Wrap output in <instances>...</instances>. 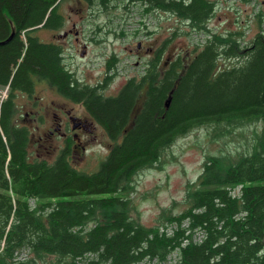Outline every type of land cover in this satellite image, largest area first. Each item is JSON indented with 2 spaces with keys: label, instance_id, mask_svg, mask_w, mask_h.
Listing matches in <instances>:
<instances>
[{
  "label": "trees",
  "instance_id": "16d2710c",
  "mask_svg": "<svg viewBox=\"0 0 264 264\" xmlns=\"http://www.w3.org/2000/svg\"><path fill=\"white\" fill-rule=\"evenodd\" d=\"M57 1L0 0V41L15 31L0 44V91L7 89L0 99V264H134L172 252L175 264H264V36L249 38L240 25L167 65L159 49L140 78L104 97L60 65L56 46L34 34L45 19L53 24ZM158 7L190 16L198 28L212 3L162 0ZM35 80L83 103L111 136L141 102L132 127L97 171L74 168L70 149L52 162L31 160L29 131L15 123V99L18 92L31 95ZM256 121L262 131L254 151L226 168L209 158L187 208L165 218L176 225L172 234L161 232L163 223L145 226L130 216L131 170L156 164L177 135L202 124ZM239 184V197L230 194ZM195 230L203 231L202 241L183 244ZM22 249L30 256L16 261Z\"/></svg>",
  "mask_w": 264,
  "mask_h": 264
},
{
  "label": "rangeland",
  "instance_id": "374dc122",
  "mask_svg": "<svg viewBox=\"0 0 264 264\" xmlns=\"http://www.w3.org/2000/svg\"><path fill=\"white\" fill-rule=\"evenodd\" d=\"M257 3L259 9H264V2L258 0ZM251 7L250 14L256 9L258 10L255 5ZM139 10V7L133 9L131 18L125 26L123 42L120 39L117 44L121 61L115 67V73L109 77L108 84L103 87L98 86L99 88L96 86L104 96L116 95L130 78L134 76L138 78L144 71L145 63L153 57L150 52L145 50L136 51L135 45L138 39L143 40V43H148L149 41L145 42L144 40L157 38L158 44H161L169 37V31H165V27L170 25V22H166L167 14L162 12L155 15L157 24H153L151 20L146 23L148 31L151 32L156 25L153 37L144 36L145 33L138 35L136 30H140V32L145 30L144 26L138 27V19L142 18L139 15ZM226 12L228 11L221 12L222 19L219 21L223 31L239 29L240 23L245 19L244 15L248 11H243L237 16L238 25L234 21V14L232 22L228 24L227 15L224 14ZM96 21H101L100 17ZM214 21L208 23L209 26L212 27ZM258 23L256 19L250 21L251 32L250 29L247 31V37L251 38L255 34L258 30ZM34 34L41 41L47 39V36L45 39L39 28ZM195 40L197 39L181 35L173 37L169 40L168 46H164L166 52L162 56V62L165 58L169 62L178 54L186 57L190 53L193 54ZM124 45L126 48L122 50ZM130 48L132 51L129 50ZM98 51V48L90 47L84 57H80L78 51L71 52L72 62L81 63V65H66V67L74 73L80 83L95 86L104 81L103 77L106 71L104 65H82L94 61ZM101 61L102 59L97 62ZM6 94V88L2 89L0 99H3ZM15 101L17 106L15 123L26 127L29 131L28 152L31 160L38 157L52 162L60 153L61 148L65 149L68 144L71 146L68 151L69 161L74 168L87 173L98 170L101 161L107 157L113 142L96 122L93 123L96 126L93 128V133L88 130L78 131L81 142L71 137L74 134V129L70 127V124L67 131V135L70 136L68 143L65 142L67 135L63 137L54 131L52 135L48 136V128L51 129L55 124L54 113L65 117L64 110H70L75 115L92 120L83 112L78 103L69 101L51 88L47 82L39 80H35L31 95L18 92ZM261 131L262 124L258 121L242 125L220 122L197 125L177 135L161 150L159 161L156 164L131 170L129 191L126 194L130 203V216L145 226H155L161 223H163L161 227L169 226L170 223L165 218L179 214L187 208L188 195L191 190L197 187L199 177L209 158H220L221 164L225 168L235 164L242 156L254 151ZM81 144L84 149H81ZM197 238V233L192 234L193 241ZM14 256L16 261H22L29 258L30 253L26 249H22L16 251ZM175 257V253H171L164 260H152L151 262L146 260L139 264H175Z\"/></svg>",
  "mask_w": 264,
  "mask_h": 264
},
{
  "label": "flooded vegetation",
  "instance_id": "af4514ba",
  "mask_svg": "<svg viewBox=\"0 0 264 264\" xmlns=\"http://www.w3.org/2000/svg\"><path fill=\"white\" fill-rule=\"evenodd\" d=\"M158 1L162 0H58L54 5L55 18L52 20L53 24L47 25V21L45 19L43 23L39 25L41 33L43 34L45 39L46 36L48 39H46L45 41L42 40V42L46 44H53L58 48L60 53V65H81V63L72 62L70 57L71 52L78 51V53H80V57H84L90 47L98 48L99 51L95 54L94 61L84 63L82 65H104L106 70L105 75L103 77L104 81L95 86H91L103 87L108 84L109 77H111V75L115 73V67L120 64L121 57L119 56L120 52L118 51L119 49L117 44L120 39L123 42V39L125 37V26L129 22V19L131 18L130 16L134 8H140L139 15H141L142 17H139L138 19V27H145V30H143V32H140V30L135 31L138 35L140 33H145L144 36L150 38L153 37V33H155L156 31V25H154V27L152 25L154 30L151 32L148 31L146 23L151 20L153 24H157V17L155 15L160 12L167 14L165 20H167L166 22H170L171 26L168 25L165 27V31H169V37L165 39V41L163 40L161 44H158L157 38L154 40H144L145 42L149 41L148 43H143V40L141 39H138L136 41V51L141 52L145 50L147 52H150L151 56H155L159 49L163 55L164 52H166L164 51V46H168L169 40L173 39V37L175 36L181 35L188 38H194L196 35L207 37L218 33L225 34L227 31L221 30V27L219 25V21L222 19L221 12L228 11L224 13L225 15H227L226 20H228V24L232 22V15L234 14V21L237 24V16L239 15V12L247 11L245 10V4L242 2L239 3V0H207L212 3V10L204 26L197 28L196 26L192 25L193 20L190 16L185 15L181 17L176 11H173V9H159ZM166 1L169 5H172L173 3H180L186 7L191 4L193 0ZM240 1H245L248 4L256 0ZM261 1L264 2V0ZM247 9L251 11L252 7ZM99 17L101 21H96V19ZM213 20L215 21L213 23V26L211 27L208 23H211ZM216 22L218 23L216 24ZM199 46L200 43L196 42L195 46H193V49L198 48ZM125 48L126 45L122 47V50ZM129 50L132 51L131 48ZM101 59L102 61L100 63L97 62ZM150 60L147 61L145 65H148L150 63ZM165 60L166 61L164 63L167 65V59L165 58ZM144 69L145 66L143 70ZM134 77L135 79L140 78V76L138 78L136 76ZM125 84L122 85L118 93L122 90ZM98 93L101 92L98 91ZM139 93L141 94V91ZM65 98L69 101H72L70 98ZM78 104L82 108L83 112L86 113L87 116L90 117L92 120L90 121V119L84 116L81 117L79 115H75L70 110H64L65 117L58 116L59 114L54 113L55 124L51 129L48 128V136L52 135L55 131L58 132L60 136L64 137L65 135H67V131L71 127L72 129H74V134L71 137H74V139L76 138L75 140L81 142L80 138L78 137V131L80 132L82 130H88V132L93 133V128L96 127L93 123L96 122L98 126L104 130V132L107 134V136L111 138L113 142V145H111L109 148L107 157L110 154L113 146L116 143L120 144L123 141L126 132L133 125V119L136 117V112H138L141 108V102H135L130 107L129 119L123 125V128L122 130H120V133L116 134L115 136H111L107 127L104 126L101 122H99L94 116H92L86 109V107L83 105V103ZM69 140L70 136H65V142L68 143ZM65 147V149H71V146L68 144H66ZM80 147L81 149H84L83 144H81ZM62 150H64L63 147L60 151ZM67 158H69L68 155Z\"/></svg>",
  "mask_w": 264,
  "mask_h": 264
},
{
  "label": "built area",
  "instance_id": "2783aa9c",
  "mask_svg": "<svg viewBox=\"0 0 264 264\" xmlns=\"http://www.w3.org/2000/svg\"><path fill=\"white\" fill-rule=\"evenodd\" d=\"M252 5H254V2H251V3H248V4H247V6H249V7H251ZM257 7H258V6H257ZM258 10H259V9H258ZM263 10H264V9H263ZM256 12H257V9H256ZM259 33H260L261 35L264 36V22H262V24H261V26H260V31H259ZM194 38L197 39V40H195L196 42L205 43V41H206V36L203 37V36H198V35H196ZM194 38H193V39H194ZM241 189H242V186H241V185H238V186H237L236 188H234V189L228 188L229 193L232 194L233 196H236V195L238 196V195L240 194ZM186 224H187V223H186ZM186 224H185L184 226H186ZM175 227H176V225L173 224V223H171L169 226L161 227L160 230H161V232L164 231L167 235H170V234H172V230H173ZM194 233H197L198 238H197V240H194V241H193V240H192V234H194ZM186 234H188V231L186 232ZM189 235H190V238H189V239H185V240L183 241V244H186L189 240H192V242H194V243H199V242L202 241V239H203V237H204V233H203V231H200V230L192 231ZM175 255H176V254H175ZM175 258H177V256H176ZM146 260H148L149 262H151L152 260L157 261L156 258H153V259H150V258H144L143 260H141V261H139V262H137V263H134V264H139L140 262H143V261H146Z\"/></svg>",
  "mask_w": 264,
  "mask_h": 264
},
{
  "label": "water",
  "instance_id": "95a60500",
  "mask_svg": "<svg viewBox=\"0 0 264 264\" xmlns=\"http://www.w3.org/2000/svg\"><path fill=\"white\" fill-rule=\"evenodd\" d=\"M14 34H15V31L12 30L11 33L9 34V36L6 39L0 41V44H4V43L8 42L14 36ZM168 101L169 100H167L166 105H168Z\"/></svg>",
  "mask_w": 264,
  "mask_h": 264
}]
</instances>
